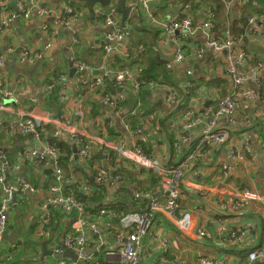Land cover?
<instances>
[{"label": "crops", "instance_id": "obj_1", "mask_svg": "<svg viewBox=\"0 0 264 264\" xmlns=\"http://www.w3.org/2000/svg\"><path fill=\"white\" fill-rule=\"evenodd\" d=\"M17 1L2 0L0 18L5 13L16 12ZM34 1L35 7L63 9L70 5L77 18L72 20L69 27H65L53 18H41L32 12L28 19L17 18L18 21L15 20L7 30L8 35L0 38V55L3 59L0 81L5 88L14 91L18 101L7 100L15 113H3L0 119V132L4 134V142L0 141V165L10 167L7 171L8 185H16L17 178L34 190L17 193L16 204L11 206L14 214L11 213L5 235L10 236L18 230L16 243L36 223L38 207L49 196L48 188L54 172L50 163H39L37 159L27 156L32 143L29 137L10 130L9 127L14 126L12 119L26 113L49 121L44 127V138L46 131L52 133L55 123L61 119L68 120L86 140L93 135H100V139L91 145L87 159H75L72 148L71 161L61 167L64 180L73 187L75 184L85 186V197L95 194V198H101L98 205H103L104 209L115 208L125 213L144 209L149 197L160 192L157 179L150 171L135 166L128 159L118 160L114 155L107 157V149L101 145V141L125 137L129 144L137 146L138 142H142L144 151L162 164L184 160L194 150L203 130L209 125L211 111L217 109L216 100L204 97L200 89L203 86L224 97L223 88L227 89L228 94L231 82L223 72L221 55L210 50H206L201 57L194 54L205 44V37L199 29L183 42L187 59L182 64L172 65L174 50L165 35L166 25L172 18L189 17L198 28L212 13L214 21L221 25L217 29L213 24L216 35L220 34L222 28L237 34L250 0H237L230 8L218 0H155L149 7V14L135 8L131 10L124 27L127 34L124 52L128 58L114 55L113 58L119 60L116 65L113 58L109 60L102 51L101 45L108 28L104 26L103 19L97 17L99 4L91 14L87 4L79 0ZM116 1L112 0L104 12H109L111 7L116 8ZM130 1H126L128 8ZM11 3L14 4L12 8ZM212 9L217 10L216 17ZM120 22L119 14V26ZM260 33L264 37V24L261 25ZM75 39L77 42H74ZM163 43L167 45L163 46ZM246 43V52L252 56V62L264 63V42L250 35ZM25 51L29 59L23 61L22 54ZM73 63L86 64L94 74L103 69L123 67L139 71L140 76L143 74L149 83L143 88L145 93L140 101H147L149 105L143 107L139 95L123 89L125 102L129 99L135 102L137 98V106L130 104L125 109L121 106L116 112L109 107L110 110L107 109L100 102L99 91L83 83L92 77L80 74ZM249 68L248 65L242 71L246 73ZM72 69L74 72H71ZM188 70L193 72L192 77L187 76ZM145 73H148V78ZM168 73L175 77L167 75L174 85L165 83ZM260 74L262 94L258 92L252 103L237 112L235 123L227 128L228 143L206 147L184 175L180 210L190 212L194 228L207 231L209 237L199 238L196 231L185 237L175 228L171 219L160 214L144 239L141 252L144 264H199L200 256L213 259L215 264H244L250 250L264 247V206L253 201L233 211L229 203L243 194L264 197V70ZM189 79L192 82L191 91L184 93L183 85ZM247 86L253 88L251 84ZM131 117L138 118L135 129H143L141 140L136 141V137H132L135 129L130 125ZM125 122L130 125L128 131L123 128ZM222 129H225L224 122L218 119L214 130ZM70 138L67 133L64 142L73 147ZM182 138L185 141H181L177 150L175 145ZM243 147L249 150L244 161L233 164L229 160V150ZM222 164H226L229 169L222 171ZM16 165L20 168L17 174L12 171ZM100 169L108 172L102 186L96 183ZM133 194L140 196L137 202L133 201ZM98 205L96 207L94 204L95 212L99 210ZM64 224L67 228L68 223ZM22 232L24 235L20 238ZM231 233H235L234 239L230 238ZM240 233L243 235L240 236ZM157 239L167 244V261H160L163 248ZM38 243L49 248L52 241L38 240ZM15 247V244L3 239L0 250L8 248L9 252ZM39 251V256L43 257L42 246ZM35 261L40 262L39 259ZM255 264H264V261Z\"/></svg>", "mask_w": 264, "mask_h": 264}, {"label": "built area", "instance_id": "obj_2", "mask_svg": "<svg viewBox=\"0 0 264 264\" xmlns=\"http://www.w3.org/2000/svg\"><path fill=\"white\" fill-rule=\"evenodd\" d=\"M2 0H0L1 2ZM155 0H131L129 8L131 10L137 8L144 13L149 14L150 5ZM227 8H230L237 0H220ZM34 0H18L16 2V12L12 14L5 13L0 18V38L8 35V29L13 22L22 17L28 19L30 13L34 12L41 18H53L60 25L69 27L77 18L72 6L67 5L63 9H56L53 7H35ZM97 17L103 19L104 26L108 28L104 35L102 43V51L105 57L111 60L114 55H120L123 59L128 58L124 52V46L127 39L126 29L121 28L118 24L119 14L115 7H111L110 11L105 13L102 8L97 13ZM214 15L209 14L208 18L200 25L195 27L189 17L180 19L172 18L166 25L165 35L170 39L174 53L172 57V65L182 64L187 59V54L184 48V40L192 37L199 29L205 37L204 48L198 49L194 52L199 57L204 55L206 50L222 56V67L224 74L231 82L229 93L224 97H219V93L202 86L199 92L210 100H216L217 109L211 111V121L209 125L203 130L202 135L190 154L180 162L162 164L153 156L145 154L140 148L133 143L129 144L125 137L117 139H104L101 145L107 149V157L114 155L118 160L128 159L135 166L141 169L148 170L157 179L160 192L149 197L148 204L144 209L134 212L123 213L115 208H99L93 214H89L84 205L76 198V193H86L85 186H78L77 184L70 186L69 189L64 188L65 182L60 168L57 153L58 151L46 143L44 138V127L50 123L43 119L32 115L23 114L14 117L13 127H9L11 131L22 136L29 137L32 143V149L27 154L28 157H34L40 163H50L55 175L54 182L49 185L48 198L43 201L37 210L36 220V240L48 239L49 224L51 222V215L49 209L54 208L59 213L69 215L74 213V217L68 220L67 232L60 238V244L55 245L54 242L50 245V257L55 260L56 264H144L141 259V252L144 247V239L149 233L155 218L163 214L174 223L175 228L185 237H189L194 231L199 238H207L209 234L203 229H195L190 212L180 210L181 187L184 180V175L189 165L202 154L203 150L209 145L221 146L229 141V134L227 128L231 127L236 120L237 112L245 105L252 103L257 98V93L262 87L261 71L264 70L263 62H252V56L241 48V43L237 42L230 30L224 29L219 35L215 34L214 30ZM262 19L251 17L248 19V26L241 35V38L247 34L257 36L264 42V37L260 33ZM74 42H77L75 39ZM166 46V43L162 44ZM28 53L25 51L22 54V60H28ZM113 60V59H112ZM250 66L248 72H243V68ZM3 66V59L0 55V69ZM74 68L80 74H88L92 79L84 80V84L88 85L92 90H98L100 93V102L109 107L115 112L120 109L121 104L125 102V96L122 90H130L135 95L147 87L149 83L140 80L139 71H133L128 67L120 69H103L94 74L90 67L84 63H73ZM187 76L192 77L193 72L186 71ZM112 81L114 90L112 93L105 94V81ZM251 84L253 88L247 86ZM192 82L186 80L183 89L184 93L191 91ZM14 100V91H11L3 85L0 81V119L3 113L14 114L12 109L7 104V100ZM4 100V101H3ZM33 103H35L33 101ZM17 105V104H14ZM20 117V118H19ZM222 119L225 129L215 131V122ZM111 126V125H110ZM128 123L123 124L125 131H128ZM143 129L137 128L134 130L132 137H136V141L143 136ZM70 134V139L73 145L77 148V154L82 159H87L90 155L91 145L100 139V135H93L89 140H86L78 129L72 127L68 120L61 119L55 123V127L51 133V137L58 142L66 140V134ZM181 141L175 145L179 150ZM115 142V143H113ZM247 147L240 149L231 148L229 150V160L233 164H239L244 161V156L248 153ZM264 155V151H263ZM123 158V159H122ZM10 169L5 164L0 165V245L5 235L6 224L12 213V200L17 193L23 191L34 190L30 186L22 183L16 178V185L7 184V171ZM222 171L229 169L226 164H222ZM12 171L17 174L19 166H13ZM108 176L105 169H100L97 176V183H104ZM138 194H133V201L137 202ZM257 201L264 206V197H257L243 194L237 200H230L231 210L237 211L242 206L250 202ZM228 203V204H229ZM227 207V204L224 205ZM49 227V228H48ZM243 233H240L242 236ZM235 233L230 234V238L234 239ZM160 241L162 246V255L160 261H167L165 250L167 244L165 241ZM117 245V246H116ZM67 252L76 255V261L66 256ZM102 255V261L95 259V254ZM43 261H47L48 257L43 255ZM41 260V261H42ZM264 261V247L252 249L246 256L244 264H255L258 261ZM175 263V261H174ZM199 264H215L213 259L204 256L199 257Z\"/></svg>", "mask_w": 264, "mask_h": 264}, {"label": "trees", "instance_id": "obj_3", "mask_svg": "<svg viewBox=\"0 0 264 264\" xmlns=\"http://www.w3.org/2000/svg\"><path fill=\"white\" fill-rule=\"evenodd\" d=\"M219 2H221L220 0H218ZM249 2V6H248V9H247V13L244 17V22L242 24V26L240 28L237 29V34H233L232 32V36L233 38L237 41V42H240L241 43V48L243 49V51H247L248 49V46H247V39L248 37H250V35L252 34H247L245 37L241 38V35L243 34V32H245L247 26H248V19L251 18V17H255L257 19H262V23L264 24V0H250L248 1ZM222 3V2H221ZM212 11L215 13V17L217 16L216 13H217V10H213ZM214 26L215 28L219 29L221 28V25L216 23L214 21ZM225 29V28H224ZM222 28L221 32L224 30ZM220 32V33H221ZM256 58L253 57V60L254 61H257L255 60ZM113 61H115V65L119 63V60L118 58H113ZM260 62V61H258ZM256 63V62H254ZM148 74V73H147ZM145 73V76L147 77V75ZM175 74H178L177 72H175ZM167 75L172 78L174 77L173 75L170 76L169 73L166 74V81L165 83H171V84H175L174 82L172 83L171 80L169 79V77L167 78ZM148 78V77H147ZM175 79V77H174ZM140 80H144L146 83L147 80L144 78L143 74L141 75V78ZM106 85H105V89H106V92L105 94H108L107 92L109 93H112L113 90H114V85L112 83V81H105ZM161 84V83H159ZM143 90V89H142ZM140 91L139 92V102H141V97L142 95L145 93L144 91ZM223 94L222 96H226L227 95V89L226 88H223ZM262 91V87H261V90L259 91V95H261ZM137 98L135 99V102H133L131 99L127 100L126 102H124L123 104H121L122 106V109H125V108H128V106L130 104H132L134 107L137 106V102H136ZM128 102V104H127ZM141 103L144 104L143 107H147L149 105V103L147 101H142ZM120 106V107H121ZM142 106V105H141ZM140 108V107H139ZM138 108V109H139ZM130 122V125L133 129H135L137 126H138V118L134 117L132 118L131 117V120L129 121ZM45 132V131H44ZM47 132V135H46V143L50 144L51 146H53L57 151V159H58V162H59V165L60 167H62L63 165H67V163H69L71 160H70V157L72 155V146L68 144V142H58L57 140L53 139L51 137V133L49 131H46ZM71 144V142H70ZM137 146H139V148L145 153V154H148L147 152L144 151V148L142 147V142L141 143H137ZM141 146V147H140ZM149 155V154H148ZM69 183H65L63 186L65 189H69L70 186L68 185ZM95 194L93 195H89L87 198L85 197L84 194L82 193H76V198L84 205V209L89 213V214H93L95 213V206L94 204H96V207L98 204H100V199L101 198H95L94 197ZM20 204H22L20 202ZM103 205H98V208H103L102 207ZM49 212H50V215H51V222L49 224V237L48 239H43L42 238V241H45V242H54L55 245H58L60 244V238L63 236V234H65L68 230V228H66V224H64L65 222L68 223V220H71L73 217H74V213L72 214H69V215H64V214H61L59 213L57 210H55L54 208H51L49 209ZM125 213V212H123ZM12 214H14V211L12 212ZM8 227V225H7ZM10 228V227H9ZM36 223L32 225V227L29 229V233H30V238L31 240L33 241V246L31 249L27 248L26 244H27V237L23 236V238L21 239V241L15 243V248H14V251L15 252H18V254L13 257L12 259H8L9 261H5L3 259V261L0 262V264H56L55 263V260L52 258V257H48V260L45 262V261H40L39 263L37 261H35V257L36 256H39V250H41V245L40 243L37 244V240H36ZM5 231H7V228L5 229ZM62 232H64L62 234ZM28 233V234H29ZM62 234V235H61ZM3 242V241H2ZM23 248L25 249H28L29 252H33L35 256H31L33 257L31 259V257H28L25 255V251L23 250ZM11 250H9L10 252ZM6 255H8V252L5 253ZM95 259L99 260L100 262L102 261V255L100 253H97L95 254ZM166 259H168L166 257ZM2 260V259H1Z\"/></svg>", "mask_w": 264, "mask_h": 264}, {"label": "water", "instance_id": "obj_4", "mask_svg": "<svg viewBox=\"0 0 264 264\" xmlns=\"http://www.w3.org/2000/svg\"><path fill=\"white\" fill-rule=\"evenodd\" d=\"M79 1H82L85 4H87V6L90 8L91 14H93L94 13V7L96 5L99 4L100 8H102V10H104L110 6L112 0H79ZM126 1L127 0H117L116 1V9L121 16L120 26L122 28L125 27V23L128 20L130 12H131V9L128 8L126 5ZM16 21H18V20H16ZM59 28L62 29V27H59ZM38 65H39V62L36 63V66H38ZM71 72H74V70L72 69ZM107 109H109V108L107 107ZM58 118L56 117V119H58ZM72 148H73L74 158L77 159V157H78L77 148L75 146H73ZM12 204H16V196L13 197ZM6 227H7V224H6ZM18 234H19V231L15 230L13 232V234L10 236L4 235L3 239L8 241L10 244L14 245L16 243L17 238H18ZM41 246H42L43 255L50 256L51 252L46 249L45 245L42 244ZM66 256H68L72 260L76 261V255L74 253L67 252Z\"/></svg>", "mask_w": 264, "mask_h": 264}, {"label": "rangeland", "instance_id": "obj_5", "mask_svg": "<svg viewBox=\"0 0 264 264\" xmlns=\"http://www.w3.org/2000/svg\"><path fill=\"white\" fill-rule=\"evenodd\" d=\"M12 7H14V4H13V3L10 4V8H12ZM0 141H1L2 143L4 142V134H3L2 132H0ZM172 141H173V143H175V137H173ZM173 150H174V148H173ZM23 235H24V233L22 232L20 238H21ZM25 237H27V244H26V246H27V248L31 249L32 246H33V241H32L31 238H30V233L27 234V235H25ZM19 242H20V241H19ZM46 249H47V248H46ZM10 250H11V249H10ZM23 250L25 251V255H26V256H28V257L35 256L34 253H33V252H29L28 249L23 248ZM6 252H8V248L5 249L4 251L0 250V262L3 261V259H4L5 261H9V260H8L9 258L12 259L13 257H15V256L18 254V252H15L14 250H11L10 252H8V255L5 254ZM1 257H3L2 260H1ZM32 258H33V257H31V259H32ZM37 259H39V260L41 261V260H42V257H41V256H36V257H35V260H37ZM1 263H2V262H1Z\"/></svg>", "mask_w": 264, "mask_h": 264}, {"label": "flooded vegetation", "instance_id": "obj_6", "mask_svg": "<svg viewBox=\"0 0 264 264\" xmlns=\"http://www.w3.org/2000/svg\"><path fill=\"white\" fill-rule=\"evenodd\" d=\"M70 142L72 143V141L70 140ZM72 145H73V143H72ZM74 146V145H73ZM74 156V155H73ZM72 155H71V157H70V160H71V158L73 157ZM263 157H264V155H263ZM29 158H34V157H29ZM77 158H81L79 155H78V157ZM34 160H36V158H34ZM37 161V160H36ZM61 168V167H60ZM20 169V168H19ZM62 169V168H61ZM19 172V171H18ZM98 173H99V171H98ZM62 175H63V179H64V173H63V170H62ZM98 176V175H97ZM97 176H96V183H97ZM108 177V176H107ZM54 178H55V175H54V177H53V179H52V182L50 183V185L54 182ZM107 179V178H106ZM118 179V178H117ZM65 182H68V181H66L65 180ZM98 184V186H102L103 185V183H97ZM81 186H83V185H81Z\"/></svg>", "mask_w": 264, "mask_h": 264}, {"label": "clouds", "instance_id": "obj_7", "mask_svg": "<svg viewBox=\"0 0 264 264\" xmlns=\"http://www.w3.org/2000/svg\"><path fill=\"white\" fill-rule=\"evenodd\" d=\"M120 211V210H119ZM122 212V211H121ZM132 212H134V211H132ZM127 213V212H126ZM8 225V224H7ZM7 228V227H6ZM5 234H6V231H5ZM4 238V237H3ZM46 256V255H45Z\"/></svg>", "mask_w": 264, "mask_h": 264}]
</instances>
